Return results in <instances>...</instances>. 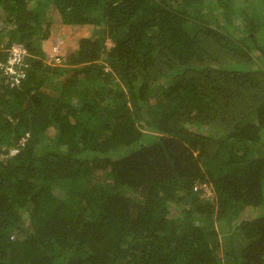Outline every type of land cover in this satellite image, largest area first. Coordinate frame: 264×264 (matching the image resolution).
Wrapping results in <instances>:
<instances>
[{"label":"trees","instance_id":"1","mask_svg":"<svg viewBox=\"0 0 264 264\" xmlns=\"http://www.w3.org/2000/svg\"><path fill=\"white\" fill-rule=\"evenodd\" d=\"M262 207L264 0H0V264H264Z\"/></svg>","mask_w":264,"mask_h":264},{"label":"rangeland","instance_id":"2","mask_svg":"<svg viewBox=\"0 0 264 264\" xmlns=\"http://www.w3.org/2000/svg\"><path fill=\"white\" fill-rule=\"evenodd\" d=\"M96 30L93 25H66V24H57L52 27V32L50 36L43 41V49H44V59L48 62H51L53 65H56L52 58L58 61L59 55H65L67 58V49L69 48H76L79 45V41L83 37L95 36ZM107 46L112 45V40L107 38L106 40ZM58 56V57H57ZM68 60V59H67ZM65 60L60 63V65L67 66L64 62ZM59 62V61H58ZM58 82H62L61 78L58 77ZM54 87L51 88L53 90ZM195 128V126H191ZM202 185L205 186L206 191L211 193L210 186H207L206 183ZM263 211L264 208L262 207ZM253 208L250 207L246 211V215L248 216L249 213H252ZM175 214V213H174ZM218 227V225H217ZM234 235V228L231 231V236ZM23 236V234H22ZM225 243V241L223 240Z\"/></svg>","mask_w":264,"mask_h":264},{"label":"built area","instance_id":"3","mask_svg":"<svg viewBox=\"0 0 264 264\" xmlns=\"http://www.w3.org/2000/svg\"><path fill=\"white\" fill-rule=\"evenodd\" d=\"M28 51H27V47L24 46V44L22 43H14L13 46L11 47V50H10V60H9V64L6 66L7 70L6 72H9L10 74H14L16 73L17 71L18 72H21V70L23 69H17L16 67V63H20L22 61V57L24 54H26ZM24 53V54H23ZM60 57H58V61L55 60V57L54 59L52 58V60H54V62L56 64H60L62 61H63V57L64 55H59ZM29 63L26 62V66H28ZM21 67V66H20Z\"/></svg>","mask_w":264,"mask_h":264},{"label":"clouds","instance_id":"4","mask_svg":"<svg viewBox=\"0 0 264 264\" xmlns=\"http://www.w3.org/2000/svg\"><path fill=\"white\" fill-rule=\"evenodd\" d=\"M64 60H65V55H64ZM56 65H60V64H56Z\"/></svg>","mask_w":264,"mask_h":264}]
</instances>
